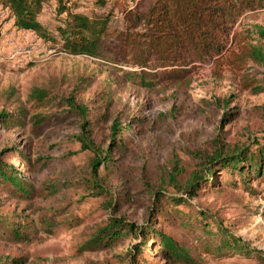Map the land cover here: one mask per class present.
Returning a JSON list of instances; mask_svg holds the SVG:
<instances>
[{
    "label": "rangeland",
    "instance_id": "rangeland-1",
    "mask_svg": "<svg viewBox=\"0 0 264 264\" xmlns=\"http://www.w3.org/2000/svg\"><path fill=\"white\" fill-rule=\"evenodd\" d=\"M103 1L105 6L95 7L97 0H77L75 10L91 15L113 10L110 28L121 29L124 8L147 9L155 0ZM64 16L59 17L51 3L45 6L39 20L53 31L64 22ZM256 24L264 26L263 10L243 14L237 31ZM228 60L214 58L199 64L183 81H162L148 89L131 83L125 75V71L139 70L137 66L123 64L120 69L94 57L69 54L61 44L55 47L32 31L18 29L10 11L0 7V111L19 114L14 119H0V150L9 146L22 150H14L3 159L18 170V183L27 190L17 196L13 190L19 186L7 177L0 179L1 199L7 203L0 214L18 208L27 222L26 241L17 245L1 241L0 254L27 255L29 264H109L107 258L112 252L87 247L96 225H105L108 209L100 202L101 197L92 196L81 184L91 154L72 140L71 135L79 132L81 118L60 105L61 96L72 93L91 108L95 136L105 148L109 126L116 115L121 116L123 124H130L123 141L126 150L117 149L113 155L126 170L138 173L136 176L141 175L142 168L156 175L176 157L185 175L190 174L195 166L192 150L211 148L218 134L235 141L245 140L251 133L264 143V120L257 109L264 105V92L253 93L244 79L248 72L261 80L264 70L260 66L233 70ZM38 88L52 91L46 106H40L32 97ZM112 91L110 107L106 95ZM225 100L229 103L225 104ZM227 111L230 119L223 122ZM214 173L216 180L207 179L190 204L181 206L180 215L191 213L201 221L202 211H212L223 226L230 227L231 234L243 237L249 242L248 248L263 253L261 257L254 253L247 257L237 251L230 257L207 255L204 264H264V182L260 184L258 174H254L248 185L247 173L229 172L232 184L216 191L223 174L219 170ZM107 179L115 188L125 189L124 181L114 171L107 174ZM131 191L132 206L125 205L122 212L129 220L146 224L149 217L140 203L144 192L139 187ZM164 218H155L158 228H163L160 220ZM204 223L217 229L212 219ZM165 231L172 229L167 227ZM138 242L139 239L123 242L113 252L134 250ZM156 242L151 235L145 246L147 252H156Z\"/></svg>",
    "mask_w": 264,
    "mask_h": 264
},
{
    "label": "trees",
    "instance_id": "trees-1",
    "mask_svg": "<svg viewBox=\"0 0 264 264\" xmlns=\"http://www.w3.org/2000/svg\"><path fill=\"white\" fill-rule=\"evenodd\" d=\"M76 1L0 0V7L10 11L18 29L32 31L55 47L61 44L62 50L69 54L94 57L120 69L123 64L137 66L139 70L125 71V75L131 83L148 89L162 81H183L200 67L199 64L214 58H228L233 70L250 69L251 66H260L264 70V26L256 24L243 31H237L236 27L246 12L264 11V0H155L147 9L124 8V27L121 29L110 28L113 10L102 15L84 14L75 10ZM99 1L102 2L99 4ZM51 3H54L59 17L65 15L64 22L53 31L39 20L45 6ZM100 5L105 6L106 2L97 0L95 7ZM250 74L247 72L244 76L245 85L251 87L253 93L264 92V77L259 80ZM51 92L38 88L32 97L40 106H46L51 101ZM113 94L112 91L106 95L110 107ZM60 99L61 106H66L70 113L81 118L79 132L71 135L72 140L80 144L81 150L91 154L89 168L81 184L92 196L101 197L100 202L108 209L105 225H96L98 228L90 234L89 250L112 252L107 258L109 264H204L207 255L230 257L236 251L247 257L251 253L262 256V250L248 248L249 242L231 234L230 227L223 226V221L212 211H202L201 221L191 213L181 216L180 211L182 205H189L190 199L198 195L207 179L216 180L214 172L217 170L223 175L216 184L220 187L216 191L232 182L229 172L233 175L247 173L248 185L253 182L254 174H258L262 184L263 142L253 138L251 133L245 140L237 138L235 141L218 134L211 148L192 150L195 166L190 174L185 175V168L176 157L156 175L142 168L141 175L136 176L138 173L126 170L113 155L117 149L126 150L123 141L130 124H123L121 116L116 115L109 126V143L105 148L95 136L91 108L79 102L72 93ZM224 103L228 104L229 100ZM257 109L264 120V105ZM230 115V112H225L222 121H228ZM16 116L19 114L0 111V119H14ZM106 119L107 114L103 115V120ZM14 150L22 153L18 146L0 150V179L7 177L19 186L13 190L18 196L27 190L18 183V170L3 159ZM113 171L124 181L125 189L115 188L108 181L107 174ZM132 187H139L144 192L140 203L149 217L146 224L131 221L122 212L125 205L132 206L129 202ZM134 201H139V198ZM6 204L0 195V211ZM3 212L0 214V242L17 245L26 241L24 212L18 208ZM163 215L165 218L160 220L163 228H158L154 220ZM208 219L217 224L215 231L204 223ZM167 227L172 231H165ZM151 235L157 239V244H154L156 252L152 249L147 252L145 248ZM136 239L139 242L134 250L127 248L113 252L121 243ZM0 264H29L28 256L0 254Z\"/></svg>",
    "mask_w": 264,
    "mask_h": 264
}]
</instances>
